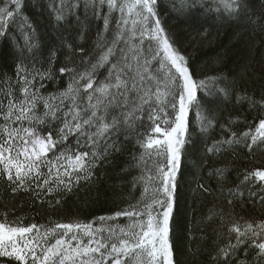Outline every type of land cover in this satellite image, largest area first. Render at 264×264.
I'll return each instance as SVG.
<instances>
[{"label":"snow or ice","instance_id":"snow-or-ice-1","mask_svg":"<svg viewBox=\"0 0 264 264\" xmlns=\"http://www.w3.org/2000/svg\"><path fill=\"white\" fill-rule=\"evenodd\" d=\"M81 3L86 14L102 19L103 28L87 55L78 50L83 69L58 70L68 76L65 88L43 91V81L55 78L51 66L41 71L21 62L15 79H0V180L13 194L30 192L55 208L81 183L91 182L94 169L112 152L120 151L122 133L127 139L145 120L150 130L138 134L143 152L137 164H146L145 155L155 156V174L146 169L147 175L139 177L145 186L136 203L90 220L25 223L24 217L10 220L5 211L0 214V258L6 260L0 264H176L170 233L191 135L189 115L195 111L201 131L205 121L213 123L202 115L198 95L210 91L217 77L194 78L164 26L162 0H60L56 20ZM252 6V0L215 2L216 11L228 17ZM191 7L180 0L177 10ZM21 11V0H0V37L7 36ZM260 12L257 20L264 17V0ZM23 24L32 29L27 18ZM236 95L264 109V94L259 99L246 91ZM241 141L249 149L264 143V116L254 128L239 135L232 131L222 142ZM243 179L264 183V169L247 172ZM120 218L127 223H118ZM210 259L212 264H264V219L233 220L226 242L217 244Z\"/></svg>","mask_w":264,"mask_h":264},{"label":"trees","instance_id":"trees-1","mask_svg":"<svg viewBox=\"0 0 264 264\" xmlns=\"http://www.w3.org/2000/svg\"><path fill=\"white\" fill-rule=\"evenodd\" d=\"M215 2L187 0L194 7L183 12L177 10L180 0H162L160 7L164 26L186 56L194 78L217 77L215 85L209 84L210 91L202 90L198 95L202 115L213 123L205 121V130L201 131L195 111L189 115L191 135L184 148L170 233L176 264H212L210 257L217 244L226 242L233 220L264 219V204L260 203L264 183L243 179L247 172L264 169V143L258 142L249 149L244 141L222 142L232 131L239 135L250 126L254 128L258 118L264 116V109L250 107L247 100L238 101L236 95L246 91L259 99L264 94V17L257 20L262 0H252L253 6L241 11L238 17L221 15ZM21 3L17 21L6 37H0V79L5 76L15 79L21 62L29 69L34 66L41 71L51 66L55 78L43 81V91L65 88L68 76L60 75L58 70L63 66L84 68L81 63L84 56L78 50L85 49L87 55L94 48L103 28L102 19L86 14L82 3L61 21L56 20L54 11L60 0H21ZM24 18L32 29L24 26ZM149 130L150 122L145 120L128 133L127 139L122 133L120 151L112 152L94 169L91 182L81 183L55 208L35 200L30 192L13 194L0 180V214L7 211L10 220L24 217L25 223L47 224L77 218L90 220L136 203L145 186L139 177L147 175L146 169L155 174V156L145 155L146 164H137L143 152L137 143L138 134H147ZM217 141L221 143H214ZM210 147L218 150L209 152ZM199 185L209 191H203ZM118 223L127 221L120 218ZM239 255H243V250Z\"/></svg>","mask_w":264,"mask_h":264}]
</instances>
